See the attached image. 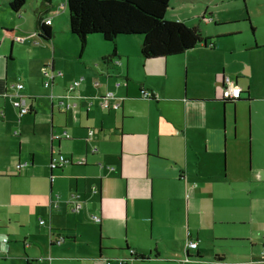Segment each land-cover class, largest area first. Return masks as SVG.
Here are the masks:
<instances>
[{
    "label": "crops",
    "instance_id": "crops-1",
    "mask_svg": "<svg viewBox=\"0 0 264 264\" xmlns=\"http://www.w3.org/2000/svg\"><path fill=\"white\" fill-rule=\"evenodd\" d=\"M11 1L0 0V264H264V186L258 185L264 168H252L242 184L245 152L229 143L240 105L248 106L250 119L253 99L243 88L241 101L223 97L225 77L233 79L226 73L239 85L243 61L175 59L238 34L221 31L183 54L153 59L142 57L139 37L123 36L114 45L92 36L78 63L66 45L38 39L30 17L20 15L24 7L14 12ZM31 1L35 20L37 12L44 23L65 9L52 4L41 11L42 0ZM20 33L28 34L22 40ZM14 63L23 66L24 82L14 77ZM79 76L71 99L79 100L78 111L62 115L54 94L66 95ZM18 83L33 119L13 106ZM107 92L119 108L93 104L84 117V99L94 95L100 103ZM37 97L50 104L53 120L42 139L35 133L31 140L26 131L32 124L36 131ZM64 131L70 138H53ZM60 154L70 162L51 170V157ZM248 155L250 166V144ZM73 195L82 203L79 212L72 210ZM189 241L198 246L185 254Z\"/></svg>",
    "mask_w": 264,
    "mask_h": 264
},
{
    "label": "rangeland",
    "instance_id": "rangeland-1",
    "mask_svg": "<svg viewBox=\"0 0 264 264\" xmlns=\"http://www.w3.org/2000/svg\"><path fill=\"white\" fill-rule=\"evenodd\" d=\"M173 0L166 12L165 18L171 21H182L188 25H198L202 29L203 33L208 37L221 36L224 33H220L221 31H231L236 35V37L227 39L219 43L215 49L208 50L203 48H195L192 52L185 54L184 56H180L175 59H179L176 61H181L180 59H226L229 61L231 59H242L243 65L241 66L240 73L238 75L239 86L244 90L249 89L251 92V98L253 99L250 104V119L248 116V106L241 104L238 113H237V121H236V137L234 140H230V145H240L245 152V163L242 166L240 171L239 178L241 183L244 184L247 179L250 178V173L255 168H264V0H180L178 3ZM62 4H66V0H58L56 3L53 2L52 8L60 9ZM53 11V9H51ZM26 14V15H25ZM46 14H49L47 12ZM206 14V15H204ZM212 14V21L209 17ZM20 15H25L30 17V21L28 22L29 27L33 28L32 31L36 32V20L33 12V4L31 0H26V4ZM202 16H206L204 19ZM52 20H55L57 27L54 28V37L58 43H62L71 49L72 53L75 55V61L78 63L82 59L81 54V43L79 38L76 35H73L70 32V23H69V12L65 6V9L59 11V14L56 16H51ZM251 22V26L254 27L255 36L252 37L249 33V23ZM214 22L219 24L226 23V26L222 25L216 27ZM229 22V23H228ZM248 23V25H247ZM67 28V29H66ZM56 32V33H55ZM31 33V32H30ZM227 33V34H232ZM19 34V32H18ZM22 35L17 36L19 39H24L25 34L28 33H20ZM38 39L43 40L44 43L47 41L40 38L37 35ZM76 41V42H74ZM75 43V44H74ZM79 45V47L77 45ZM259 46L258 50H248V48H252ZM76 50V52H73ZM90 50H87L89 53ZM23 59H28L26 55L23 56ZM14 77L22 80V76L24 74V69L22 65L18 66V63H14ZM246 70L250 71V74L246 73ZM226 75L231 76L233 79L234 75L226 73ZM184 76L182 77V89L184 91ZM77 79H81L79 76ZM48 81L44 79V82ZM214 88L215 83L213 82ZM96 89V88H95ZM47 88H44L43 91H47ZM50 91V90H49ZM189 91L188 86V77L186 81V92ZM51 91L48 93V97L51 96ZM55 95V111H57V107H60L61 114L64 115L66 112L64 103L68 102L66 100L67 95L54 94ZM47 97V98H48ZM88 98V99H87ZM94 95H88L85 102V108L83 109L84 117L86 115V111L91 109L93 104L100 105L99 101L92 102ZM38 105L37 114L35 115L37 127L36 131L34 130L33 124L30 125L28 131H26L27 135L29 133L31 140L35 139L33 134H37V136L42 139V135L45 132L46 127L50 126L51 121V108L50 104L46 102L42 105L40 102V98H36ZM62 101L64 102L62 104ZM76 101L79 100H71L73 108L70 110L78 111V106ZM100 107H102L100 105ZM103 109H106L102 107ZM26 117L34 118L32 114L26 115ZM249 124H250V134H249ZM19 127L17 131H19ZM24 136L25 133H24ZM35 141V140H34ZM34 141H31L33 144ZM234 142V143H233ZM251 147V164L249 166V158H248V147ZM42 159V157H39ZM229 158L227 156V165L229 164ZM223 172L226 173V169L224 167V160L222 162ZM258 185H263L258 182ZM37 215H34L36 218ZM19 246V245H18ZM184 254H182L183 256ZM130 261V260H129ZM131 264V263H130Z\"/></svg>",
    "mask_w": 264,
    "mask_h": 264
},
{
    "label": "trees",
    "instance_id": "trees-1",
    "mask_svg": "<svg viewBox=\"0 0 264 264\" xmlns=\"http://www.w3.org/2000/svg\"><path fill=\"white\" fill-rule=\"evenodd\" d=\"M171 1L66 0L65 6L69 12L70 32L79 38L82 49L92 36H100L114 45L120 37L135 36L141 39L142 57L153 59L183 54L209 39L198 26L167 20L165 15ZM25 4L26 0H12L10 8L19 12ZM52 4L53 0H42L40 10L45 11ZM35 14L36 34L51 41L54 37L51 27L41 20L37 12ZM251 30L254 31V27L251 26ZM6 32L10 31L6 29ZM241 100V96L227 99L232 103ZM139 257L144 258L143 255Z\"/></svg>",
    "mask_w": 264,
    "mask_h": 264
},
{
    "label": "built area",
    "instance_id": "built-area-1",
    "mask_svg": "<svg viewBox=\"0 0 264 264\" xmlns=\"http://www.w3.org/2000/svg\"><path fill=\"white\" fill-rule=\"evenodd\" d=\"M62 6H65V5L62 4ZM51 23H52L51 19H48L46 21L47 25H50ZM53 77H54V75L52 74L51 78H53ZM44 83H45V87L50 86V81H46ZM80 83H81V80H75L68 86L67 94H66L67 95L66 99L68 100V102L64 103L62 101V104L64 103L66 110L71 109L73 107L71 99H72V97H74L73 93L79 87ZM117 84L119 85V83H117ZM23 88H24V84L18 83L17 85H15V91L12 95L15 97V100L13 101V106L18 110V113L21 117L27 115L31 111V106L27 103L26 98L23 95L18 93V91H20ZM241 94H242V88L237 84V82H235V80L231 79L228 76L225 77L223 97L225 99H236V98H239L241 96ZM141 95L145 98H153L154 97V95L147 90H142ZM112 98H114V94L112 92H107L106 95L100 99V105L104 108H107V109H109V108L118 109L120 104L119 103H112L111 102ZM89 132L91 135L94 134V130H92V129H90ZM62 137L70 138V135L67 133V131H64L61 134H55L53 136L54 139H61ZM95 151H96V149L94 150V152ZM69 162H70L69 158L60 154L58 156L51 157V161H50L49 166H50L51 170H54V169H58V168L63 167L65 164H67ZM85 162H86V159H82L79 161L80 164H84ZM50 181L51 182L54 181L53 175L50 176ZM77 198L78 197L76 195H73L72 201H71L73 204L72 210L74 212H79L80 209L82 208V203L78 202ZM93 220L96 223L101 222V218L98 216H93ZM41 223H45V221L42 220ZM63 240H64V238L62 236H60L55 242L57 244H60V243H62ZM5 241H7V240H5ZM197 246H198L197 242L189 241L186 245L185 254H189L188 253L189 250L196 249ZM129 260H131V259H122L119 261V264H128Z\"/></svg>",
    "mask_w": 264,
    "mask_h": 264
},
{
    "label": "flooded vegetation",
    "instance_id": "flooded-vegetation-1",
    "mask_svg": "<svg viewBox=\"0 0 264 264\" xmlns=\"http://www.w3.org/2000/svg\"><path fill=\"white\" fill-rule=\"evenodd\" d=\"M224 100H225V103H228L227 99L224 98Z\"/></svg>",
    "mask_w": 264,
    "mask_h": 264
},
{
    "label": "water",
    "instance_id": "water-1",
    "mask_svg": "<svg viewBox=\"0 0 264 264\" xmlns=\"http://www.w3.org/2000/svg\"><path fill=\"white\" fill-rule=\"evenodd\" d=\"M236 82H237V81H236ZM51 175H52V174H51ZM51 175H50V176H51ZM185 258H186V255H185Z\"/></svg>",
    "mask_w": 264,
    "mask_h": 264
}]
</instances>
